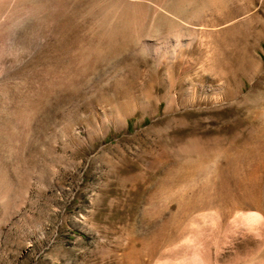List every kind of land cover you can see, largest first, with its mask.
<instances>
[{"label": "rangeland", "instance_id": "1", "mask_svg": "<svg viewBox=\"0 0 264 264\" xmlns=\"http://www.w3.org/2000/svg\"><path fill=\"white\" fill-rule=\"evenodd\" d=\"M248 1L252 30L238 5L237 41L225 26L186 84L125 51L74 56L62 0H0V264H264V0Z\"/></svg>", "mask_w": 264, "mask_h": 264}, {"label": "bare ground", "instance_id": "2", "mask_svg": "<svg viewBox=\"0 0 264 264\" xmlns=\"http://www.w3.org/2000/svg\"><path fill=\"white\" fill-rule=\"evenodd\" d=\"M224 5L229 9L225 15ZM238 5L243 7L241 16L249 33L254 26L251 24L252 8L248 0H62L58 12L62 31L78 36L67 43L70 49L77 52L74 56L94 59L97 64L104 62L107 55L116 56L125 51L130 58L154 60L161 72L182 83L192 72L191 64L195 65L192 62L214 64L217 61L214 57L215 45L225 26L231 36L229 39L233 40L230 43L233 45L237 41ZM47 19L44 23L49 28L51 23ZM196 77L202 82L206 73L197 71ZM178 85L183 88L184 84Z\"/></svg>", "mask_w": 264, "mask_h": 264}]
</instances>
